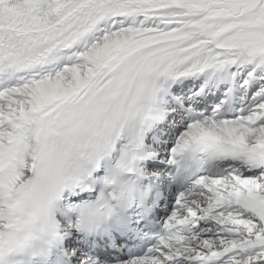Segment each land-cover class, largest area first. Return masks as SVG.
I'll use <instances>...</instances> for the list:
<instances>
[{
	"label": "snow or ice",
	"instance_id": "obj_1",
	"mask_svg": "<svg viewBox=\"0 0 264 264\" xmlns=\"http://www.w3.org/2000/svg\"><path fill=\"white\" fill-rule=\"evenodd\" d=\"M0 264H264V0H0Z\"/></svg>",
	"mask_w": 264,
	"mask_h": 264
}]
</instances>
